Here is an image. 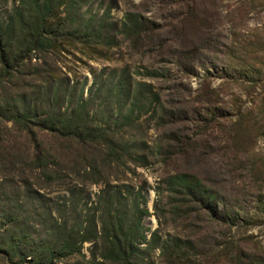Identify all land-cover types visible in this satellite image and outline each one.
I'll return each mask as SVG.
<instances>
[{"label": "rangeland", "instance_id": "rangeland-1", "mask_svg": "<svg viewBox=\"0 0 264 264\" xmlns=\"http://www.w3.org/2000/svg\"><path fill=\"white\" fill-rule=\"evenodd\" d=\"M16 3L0 0V19ZM65 11L60 5L57 15ZM72 12L81 23L108 17L101 38L85 45L63 38L47 58L33 52L0 89V264H34L6 258L3 242L24 254L53 222L86 228L107 185L145 197L146 243L136 264H264V0H88ZM128 13L142 24L138 38L120 31ZM118 83L128 96L115 100ZM137 91L143 97L118 135L144 159L127 156L124 166L104 165L98 145L37 128L33 137L6 118L30 107L43 112L47 99L70 111L91 98L90 115L102 111L112 124ZM38 150L55 181L33 165ZM92 164L102 175H89ZM180 174L207 190L216 215L170 192L169 178ZM172 237L186 244L170 257L162 247ZM92 244L53 264L83 263Z\"/></svg>", "mask_w": 264, "mask_h": 264}, {"label": "trees", "instance_id": "trees-1", "mask_svg": "<svg viewBox=\"0 0 264 264\" xmlns=\"http://www.w3.org/2000/svg\"><path fill=\"white\" fill-rule=\"evenodd\" d=\"M88 0H17L12 11L0 19V89L6 82L20 72L30 60L33 52H38L46 58L54 55L62 46L63 38L69 42L86 44L101 38L102 24L108 22V17L94 20L93 15L81 23L80 17L72 12L73 8ZM60 5H65V16L57 15ZM142 24L137 15L128 13L121 24L120 31L127 37L138 38L142 32ZM137 86L141 87L139 83ZM112 97L128 96L123 92L120 83L115 84ZM58 93V88L53 91ZM110 93H112L110 91ZM137 91L131 95L132 102L126 112L117 107V122L109 123V116H103L99 111L90 115L91 98H81L75 102L74 108L61 111L57 101H46L44 111L38 108H26L21 111L13 110L6 118L19 129H24L35 137V129L45 130L61 138L75 141L80 145H98L101 147L103 164L111 167L114 164L123 165L124 160L137 162L143 160L144 155L139 149L133 150L132 145L118 135L120 128L129 125L137 104ZM55 95V94H52ZM157 97V94H153ZM139 98V97H138ZM107 111L114 115L113 105L104 101ZM149 105H151L149 103ZM162 108V105H159ZM153 113L155 110L153 109ZM142 147L145 146L143 142ZM45 154L38 150L33 165L42 169L46 181H55L54 173L47 167ZM90 176L102 175L96 164L89 166ZM168 189L173 194H179L186 203L194 204L200 209L210 208V195L198 182L188 180L187 174H180L169 178ZM101 190L97 196L95 215L88 219V226L82 223L68 225L67 221L53 222L48 227L46 237L39 238L29 250L18 253V246L11 242H3V254L11 260L17 254L22 257H32L34 264H53L82 256V244L92 242L93 250L89 259L78 264H136L135 258L141 253L140 245L146 243L142 220L148 215L145 197L140 190L133 192L132 187L124 185L115 190ZM185 198V199H184ZM216 215V207L209 209ZM97 222L99 224L96 228ZM183 240L172 237L163 244L164 253L171 257V251L184 248Z\"/></svg>", "mask_w": 264, "mask_h": 264}]
</instances>
